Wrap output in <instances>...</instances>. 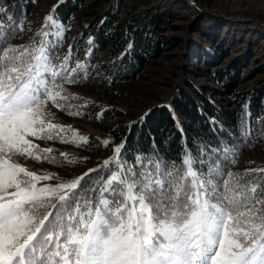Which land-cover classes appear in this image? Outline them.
I'll return each mask as SVG.
<instances>
[{"label":"snow or ice","instance_id":"6c2138e0","mask_svg":"<svg viewBox=\"0 0 264 264\" xmlns=\"http://www.w3.org/2000/svg\"><path fill=\"white\" fill-rule=\"evenodd\" d=\"M52 20L45 18L42 39L28 45H11L18 33L0 24V264H264L259 185L249 187L218 164L194 167L204 161L187 148L182 164L169 165L156 153L129 161L122 142L104 162L106 178L91 197L81 195L83 176L41 185L53 175L13 161L54 163L53 149H39L33 139L70 142L59 135L63 127L46 120L47 103L62 107L55 103L65 99L62 81L75 82L76 71H69L67 56L58 58L64 32L54 22L57 31L49 30ZM72 142L80 146L87 138Z\"/></svg>","mask_w":264,"mask_h":264},{"label":"rangeland","instance_id":"374dc122","mask_svg":"<svg viewBox=\"0 0 264 264\" xmlns=\"http://www.w3.org/2000/svg\"><path fill=\"white\" fill-rule=\"evenodd\" d=\"M65 1L28 0L29 8L20 25V34L10 43L21 45L42 39L38 33L45 24V18L49 15L53 17V11ZM70 1L76 5V10L71 14L68 24L64 25L53 17L48 29L57 31L52 27L53 22L62 27L64 36L56 53L60 61L66 56L69 58V71L76 70L70 79L75 82L62 81V96L65 99L58 98L55 102L62 107L58 108L49 101L45 108L46 120L63 127L64 132L59 135L70 142L62 143L59 138L49 141L29 137L39 145V149L51 147L53 152L48 154L50 157H62L58 163L12 157L15 163L38 175H53V179L42 181L41 185L71 182L89 173L90 169L103 166L114 155L112 149L122 143L129 125L143 119L153 108L170 107L173 98L191 93L192 87L200 89L209 99L238 116L241 109L234 104L235 100L247 91L264 87V0ZM117 7L120 19L110 35L120 34L124 23L132 18L140 19L144 15L150 17L156 13L162 19L154 27L153 35V41L160 44V54L152 56L151 53L146 58L143 71L137 78L106 82V72L109 70L106 69L102 75L97 74V68L116 61L120 56L116 57L112 45L104 40L106 46L95 66L80 80L75 73L86 71L84 60L90 48L84 54L79 47L80 41L73 43L72 40L83 33L92 34L94 28L104 19H109L108 15L114 14ZM2 12L0 24L4 25ZM118 36L119 39L123 37ZM88 43H91V38ZM239 56L246 58L247 62L240 68L236 95L228 96L214 73ZM78 64L84 67L78 69ZM69 112L80 115H70ZM244 114L246 135L253 142L238 159L232 160L233 173L264 169V131L255 129L246 109ZM239 122L240 118L236 126L238 133ZM73 137H86L87 143L77 146L72 142ZM105 140L109 141L107 147L103 145ZM61 153L66 154L67 159Z\"/></svg>","mask_w":264,"mask_h":264},{"label":"trees","instance_id":"16d2710c","mask_svg":"<svg viewBox=\"0 0 264 264\" xmlns=\"http://www.w3.org/2000/svg\"><path fill=\"white\" fill-rule=\"evenodd\" d=\"M0 7L4 10L1 18L7 30L20 34V25L27 16L29 8L28 0H1ZM75 10L76 5L66 0L56 7L53 17L67 25ZM118 11L117 7L114 14L108 15L109 19H104L98 27L94 28L91 36L87 32L72 40L73 43L80 41L79 47L82 48L84 54L90 48L88 57L84 60L87 65L86 71L75 73L80 80H83V75H87L95 66L106 46L104 40L112 45L115 56H120L116 61L108 62L107 65L103 64L97 68V74L102 75L106 69L109 70L106 72V82L109 80L111 82L130 81L137 78L143 71L146 58L151 53L152 56L160 54V44L158 41H153V35L154 27L158 26L162 19L156 13L150 17L144 15L140 19L132 18L124 23L120 34L110 35V31L116 28L115 24L120 19V14L117 15ZM118 35L123 37L119 39ZM89 38H91V43H88ZM30 42L20 44L27 45ZM243 58L242 56L236 57L223 69L215 70L214 74L228 96L236 95L238 74L240 68L247 62L246 58ZM192 88L191 93H183L182 96L173 98L170 107L153 108L143 119L128 126L122 142L125 144L123 151L128 153L129 161L133 160L137 153L148 155L156 153L158 156L165 157L169 165L173 161L182 164L187 148L193 157L204 161L203 164L197 162L194 167L206 170L209 163H214L228 172L233 168L232 160L238 159L244 151L251 147L253 142L252 138L246 135L245 109L255 129L264 131V119L260 118L264 116V87L247 91L240 99L235 100L234 104L241 109L239 116L235 115L234 111H228L216 101L209 99L207 94L200 89ZM239 118L240 131L238 133L236 126ZM201 145H203V150ZM51 157H55L57 163L62 160V157L58 155ZM239 174L243 177L242 183L249 187L253 184L259 185L256 194L264 196V191H262L264 190V172ZM83 177L80 187L84 189V192L81 195L86 194L91 197L93 193L90 189L100 183L101 177L106 178L105 166H100Z\"/></svg>","mask_w":264,"mask_h":264}]
</instances>
